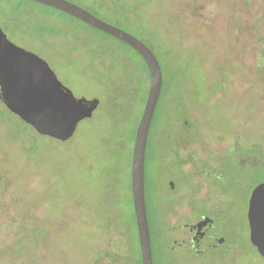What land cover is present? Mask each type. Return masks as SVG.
I'll return each instance as SVG.
<instances>
[{
    "label": "rangeland",
    "instance_id": "1",
    "mask_svg": "<svg viewBox=\"0 0 264 264\" xmlns=\"http://www.w3.org/2000/svg\"><path fill=\"white\" fill-rule=\"evenodd\" d=\"M70 1L146 41L162 67L146 148L154 264H264L247 209L264 182V0ZM0 26L77 98L101 101L61 141L33 132L0 99V264H133L130 159L148 89L144 60L119 38L33 0H0ZM218 173L228 198L212 183ZM216 214L210 233L226 242L210 247L217 242L208 237L201 254L175 245Z\"/></svg>",
    "mask_w": 264,
    "mask_h": 264
},
{
    "label": "water",
    "instance_id": "2",
    "mask_svg": "<svg viewBox=\"0 0 264 264\" xmlns=\"http://www.w3.org/2000/svg\"><path fill=\"white\" fill-rule=\"evenodd\" d=\"M62 10L103 30L136 49L144 58L150 73V85L140 118L132 154L131 182L138 228L142 264H154L151 230L146 203V148L150 127L163 84L162 67L155 52L139 37L98 16L70 0H33ZM0 99L7 108L30 124L39 134L67 141L78 124L92 117L100 99L77 98L59 81L48 62L38 54L10 41L0 26ZM70 112L67 118L60 112ZM264 182L258 184L249 198L248 219L252 240L264 256ZM209 216L196 223L199 229L212 222ZM219 242H222L220 239Z\"/></svg>",
    "mask_w": 264,
    "mask_h": 264
},
{
    "label": "trees",
    "instance_id": "3",
    "mask_svg": "<svg viewBox=\"0 0 264 264\" xmlns=\"http://www.w3.org/2000/svg\"><path fill=\"white\" fill-rule=\"evenodd\" d=\"M96 3V2H95ZM43 4V3H42ZM46 5V4H45ZM97 5L98 6H101L102 7V5H104L103 3H102V1L100 0V1H98L97 2ZM48 6V5H47ZM92 6V5H91ZM51 7V6H50ZM54 8V7H53ZM22 9V7H21V5L20 4H17V6L16 7H14V14L16 15V14H18L19 12H20V10ZM56 10H59V9H57V8H55ZM87 10H89V11H91L92 13H94L96 16H98L97 15V13H95L94 11H92V10H90V9H88V8H86ZM60 12H64V11H62V10H59ZM66 13V12H65ZM73 16V15H72ZM74 18H76L75 16H73ZM99 17V16H98ZM100 18H102V17H100ZM76 19H78V18H76ZM102 19H104V18H102ZM121 19V18H120ZM80 20V19H79ZM114 20L117 22L119 19L115 16L114 17ZM128 20H130L129 18H128V16L126 17V21H128ZM82 21V20H81ZM120 21V20H119ZM125 21V22H126ZM260 21V20H259ZM84 22V21H83ZM110 23H112V21H109ZM86 23V22H85ZM256 24H255V30H256V33H257V35H258V33H259V24H258V20L255 22ZM86 24H88V23H86ZM112 24H114V25H116V26H118L116 23H112ZM88 25H90V24H88ZM90 26H92V25H90ZM92 27H94V26H92ZM119 27V26H118ZM96 28V27H95ZM96 29H98V28H96ZM100 30V29H99ZM101 31H103V30H101ZM103 32H105V31H103ZM111 35V34H110ZM113 36V35H112ZM115 37V36H114ZM121 40V39H120ZM142 40V39H141ZM144 41V40H143ZM124 42V41H123ZM149 47H150V45L146 42V41H144ZM124 43H126V42H124ZM129 47H131V48H133L132 46H130L128 43H126ZM151 48V47H150ZM134 49V48H133ZM152 49V48H151ZM141 57H142V55L136 50V49H134ZM153 50V49H152ZM154 51V50H153ZM155 52V51H154ZM126 53V52H125ZM156 54V53H155ZM157 56V55H156ZM258 56H259V69H260V71L262 72V73H264V46L262 45L259 49H258ZM142 59L144 60V58L142 57ZM144 63H145V67H146V70H147V76H146V84H147V87H148V89H147V95H146V98H145V103H146V100H147V96H148V92H149V85H150V73H149V69H148V66H147V64H146V62H145V60H144ZM148 81H149V84H148ZM122 94L123 95H125V97L126 98H130L131 99V95H130V93H129V91H127V88H125L124 90H123V92H122ZM107 100L105 99V102H106ZM105 102H104V104H105ZM144 103V104H145ZM103 105V104H102ZM144 107H145V105H144ZM8 109V108H7ZM144 110V109H143ZM8 111H10L9 109H8ZM11 112V111H10ZM13 113V112H12ZM143 113V112H142ZM13 114H15V113H13ZM155 114V113H154ZM16 115V114H15ZM20 120H22L18 115H16ZM142 116V115H141ZM154 118V117H153ZM23 121V120H22ZM140 121V120H139ZM152 122H153V120H152ZM27 124V123H26ZM138 124H139V122H138ZM28 126H29V128H31V129H33V132L35 131V132H37L30 124H28ZM136 127H138V125L136 126ZM136 131H137V128H136V130H135V132H134V134H133V141H132V154H133V147H134V142H135V136H136ZM149 137V136H148ZM148 143V142H147ZM132 154H131V159H130V169H131V165H132ZM219 174V173H218ZM219 175H221V174H219ZM222 182H220V183H217V184H215V187H216V190H217V193H221V195H223L224 194V196H226V198H228V194L230 193L229 192V188H228V183H227V181H226V176H224V175H222ZM145 182H146V166H145ZM131 185H132V182H131ZM132 188V187H131ZM251 197V195L249 196V198ZM249 198H247L248 199V202H247V205H248V207H247V209L249 208ZM132 199H133V196H132ZM146 201H147V196H146ZM133 206H134V203H133ZM147 212H148V208H147ZM213 216V218L215 219V222H217V218H218V215L216 214V215H212ZM133 217H134V223H135V226H136V239H137V246L135 247V251H136V255H135V257H134V255H131L132 257H131V261L133 262V264H142V256H141V249H140V242H139V235H138V228H137V222H136V215H135V210H134V213H133ZM148 219H149V225H150V230H151V223H150V218H149V213H148ZM120 256L121 255H118V253L117 254H111V257H112V261L113 262H117V259H119L120 258Z\"/></svg>",
    "mask_w": 264,
    "mask_h": 264
},
{
    "label": "flooded vegetation",
    "instance_id": "4",
    "mask_svg": "<svg viewBox=\"0 0 264 264\" xmlns=\"http://www.w3.org/2000/svg\"><path fill=\"white\" fill-rule=\"evenodd\" d=\"M203 173V172H201ZM215 178L214 180H212V183L215 185L217 183L222 182V175L219 174H215ZM146 183V182H145ZM170 187L172 188V190L176 189V184H174V182H170ZM217 194V193H216ZM218 196H220L221 194H217ZM147 203V201H146ZM207 217V216H205ZM204 217V218H205ZM212 218V217H211ZM213 221L212 222H208V224H206L205 226H203L202 229H199L198 226H196V224H191L189 226V232L191 233V237H190V242L187 243L186 240H182V242H178L177 240H174L175 245H188V247H190L191 249L194 248L196 250V252L198 253H202L203 250L200 249V243L205 240L208 237H211L212 239L216 240V244H213L210 247H219L220 245H222L224 242H226L225 237L220 236L218 237V235H214L213 233L211 234L210 231L212 229V227L215 225V219L212 218ZM200 221V220H199ZM220 239H222V242H219ZM214 240V241H215Z\"/></svg>",
    "mask_w": 264,
    "mask_h": 264
},
{
    "label": "snow or ice",
    "instance_id": "5",
    "mask_svg": "<svg viewBox=\"0 0 264 264\" xmlns=\"http://www.w3.org/2000/svg\"><path fill=\"white\" fill-rule=\"evenodd\" d=\"M69 115H70V112H67V111L58 113V116H60L62 118H67ZM260 200L262 203H264V193L260 194Z\"/></svg>",
    "mask_w": 264,
    "mask_h": 264
}]
</instances>
